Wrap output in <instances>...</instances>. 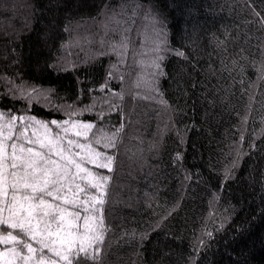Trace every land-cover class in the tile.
<instances>
[{
	"label": "trees",
	"instance_id": "1",
	"mask_svg": "<svg viewBox=\"0 0 264 264\" xmlns=\"http://www.w3.org/2000/svg\"><path fill=\"white\" fill-rule=\"evenodd\" d=\"M0 115L84 155L24 188L47 217L0 224L16 249L264 264V0H0Z\"/></svg>",
	"mask_w": 264,
	"mask_h": 264
},
{
	"label": "rangeland",
	"instance_id": "2",
	"mask_svg": "<svg viewBox=\"0 0 264 264\" xmlns=\"http://www.w3.org/2000/svg\"><path fill=\"white\" fill-rule=\"evenodd\" d=\"M16 126V123L0 115V224L8 228L7 223H28L36 230L38 223H43L47 217L41 214L45 209L41 207L42 203H33L24 193V188L30 191L41 188L39 184H45V180L53 174L58 181L70 184L72 177L69 174L79 169L77 157L84 155H71L73 150H68V147L75 145L74 140L57 138V135L52 138L49 128L35 120L30 133H19ZM63 127L68 131L76 129L71 123ZM94 159L97 157L89 158L92 163H100L94 162ZM60 219H64L67 229L58 227L53 231L60 243L68 245L71 239L77 237L68 230L72 223L63 214L59 215ZM16 241L18 237L13 233L0 231V264H60L35 257L28 244L24 251L16 249L13 245Z\"/></svg>",
	"mask_w": 264,
	"mask_h": 264
}]
</instances>
